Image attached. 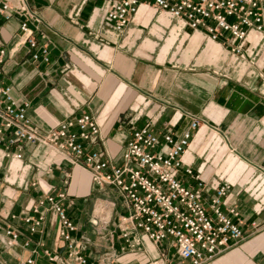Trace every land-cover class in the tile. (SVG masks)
Listing matches in <instances>:
<instances>
[{"label": "crops", "instance_id": "1", "mask_svg": "<svg viewBox=\"0 0 264 264\" xmlns=\"http://www.w3.org/2000/svg\"><path fill=\"white\" fill-rule=\"evenodd\" d=\"M6 1L12 16L0 27L6 47L0 81L12 87L14 100L28 104L31 124L45 132L87 112L100 127L91 148L119 163L134 129L180 135L198 119L183 164L204 181L206 202L217 186H228L225 206L238 207L247 234L210 264H264V32L250 29L235 54L152 6L141 5L116 33L105 23L102 0ZM24 19L38 45H48V63L29 57L18 29ZM22 157L0 153L5 224L23 228L21 218L38 197L65 187L71 215L89 240L90 264H110L103 253H114L122 264H153L162 256V244L145 235L130 250L121 248L116 233L97 235L93 222L113 220L109 203L119 204L120 196L97 187L88 169L44 143L27 144ZM41 213L44 222L29 248L2 251L9 264L29 258L33 247V264H63L44 253H63L59 220L49 209Z\"/></svg>", "mask_w": 264, "mask_h": 264}, {"label": "built area", "instance_id": "2", "mask_svg": "<svg viewBox=\"0 0 264 264\" xmlns=\"http://www.w3.org/2000/svg\"><path fill=\"white\" fill-rule=\"evenodd\" d=\"M105 23L121 33L141 5L152 6L182 19L191 29L202 31L212 41L241 53V43L250 29L264 32V0H102ZM9 1L0 0V27L12 16ZM20 35L28 47L33 62L48 63V45L39 46L24 19ZM1 31V30H0ZM6 47L0 40V78L3 76ZM12 96V87L0 81V153L9 159H22L27 144H47L55 152L67 155L72 162L88 169L92 182L99 188L111 187L120 196V203H109L114 219L95 221L97 235L109 232L117 235L123 249L137 248L139 235L162 244L164 253L153 264H210L216 257L242 243L247 234L238 207L225 206L228 186L220 184L207 202L205 183L182 157L191 140L192 129L201 122L193 119L190 128L180 135L169 131L157 133L149 126L134 129L127 138L119 163H115L96 144L100 127L95 118L83 112L60 122L55 128L40 132L34 127L26 109ZM33 185V184H32ZM67 189L58 188L37 198L29 212L21 218L23 228L12 227L0 220V264H9L2 251L22 244L29 248L34 235L40 232L45 215L43 209L54 212L59 220L58 238L64 242L62 254L44 253L51 261L63 264H90L88 237L80 232L70 207ZM15 218V216H12ZM251 234L256 222L250 223ZM172 249L171 256L165 250ZM29 258L18 264H33ZM102 260L122 264L114 253H103Z\"/></svg>", "mask_w": 264, "mask_h": 264}]
</instances>
